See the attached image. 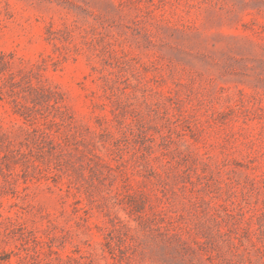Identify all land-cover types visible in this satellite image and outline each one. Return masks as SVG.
Wrapping results in <instances>:
<instances>
[{
  "label": "rangeland",
  "instance_id": "obj_1",
  "mask_svg": "<svg viewBox=\"0 0 264 264\" xmlns=\"http://www.w3.org/2000/svg\"><path fill=\"white\" fill-rule=\"evenodd\" d=\"M0 264H264V0H0Z\"/></svg>",
  "mask_w": 264,
  "mask_h": 264
}]
</instances>
